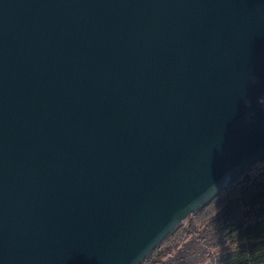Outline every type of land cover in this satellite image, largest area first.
<instances>
[{
  "label": "water",
  "instance_id": "95a60500",
  "mask_svg": "<svg viewBox=\"0 0 264 264\" xmlns=\"http://www.w3.org/2000/svg\"><path fill=\"white\" fill-rule=\"evenodd\" d=\"M261 98L264 0H0V264H142L264 159Z\"/></svg>",
  "mask_w": 264,
  "mask_h": 264
},
{
  "label": "trees",
  "instance_id": "16d2710c",
  "mask_svg": "<svg viewBox=\"0 0 264 264\" xmlns=\"http://www.w3.org/2000/svg\"><path fill=\"white\" fill-rule=\"evenodd\" d=\"M240 244L217 260L211 250ZM180 250L170 256L174 251ZM264 264V159L190 215L142 264Z\"/></svg>",
  "mask_w": 264,
  "mask_h": 264
},
{
  "label": "rangeland",
  "instance_id": "374dc122",
  "mask_svg": "<svg viewBox=\"0 0 264 264\" xmlns=\"http://www.w3.org/2000/svg\"><path fill=\"white\" fill-rule=\"evenodd\" d=\"M241 244V243H240ZM240 244L236 243V244H226L223 245L221 247H217L215 249L211 250V257L215 258V260H217L218 258H220L221 256H223L226 253H230L233 250H235L236 247H238ZM181 247H179L178 250L174 251L170 256H174ZM210 259V258H203L201 259L197 264H216V262H214V260Z\"/></svg>",
  "mask_w": 264,
  "mask_h": 264
},
{
  "label": "clouds",
  "instance_id": "9594fccd",
  "mask_svg": "<svg viewBox=\"0 0 264 264\" xmlns=\"http://www.w3.org/2000/svg\"><path fill=\"white\" fill-rule=\"evenodd\" d=\"M251 82L255 83V77H254V76H253ZM259 103H260L262 106H264V98H261V99L259 100Z\"/></svg>",
  "mask_w": 264,
  "mask_h": 264
}]
</instances>
